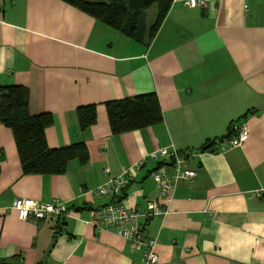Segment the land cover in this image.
Wrapping results in <instances>:
<instances>
[{"label":"crops","instance_id":"crops-1","mask_svg":"<svg viewBox=\"0 0 264 264\" xmlns=\"http://www.w3.org/2000/svg\"><path fill=\"white\" fill-rule=\"evenodd\" d=\"M3 85L27 90L30 115H50L48 148L82 142L88 160L58 175L22 174L0 124V264H142L140 249L89 223L108 202L92 190L129 170L123 205L140 214L155 264H264V0H215L207 9L170 0L147 44L62 0H0ZM146 93L161 123L112 136L104 102ZM89 105L95 123L80 131L76 110ZM232 124L245 127L246 141L220 151ZM159 148H173L195 172L167 201L149 176L159 162L147 154ZM159 161L170 176L171 160ZM16 198L58 203L63 215L18 220ZM152 201L163 215H143Z\"/></svg>","mask_w":264,"mask_h":264},{"label":"trees","instance_id":"trees-1","mask_svg":"<svg viewBox=\"0 0 264 264\" xmlns=\"http://www.w3.org/2000/svg\"><path fill=\"white\" fill-rule=\"evenodd\" d=\"M122 36L141 44L149 43L162 23L170 0H62ZM155 5V16L146 23V10ZM109 132L112 136L141 130L162 121L154 93L104 102ZM245 115V114H244ZM78 128L83 131L95 123L93 105L76 110ZM49 114L30 115L27 90L18 85L0 86V124L12 135L22 174L58 175L64 173L69 161L84 165L88 160L82 142L66 147L48 148L44 130L51 125ZM230 136L219 139L222 141ZM214 141L199 149L206 151ZM124 191L119 198L124 199Z\"/></svg>","mask_w":264,"mask_h":264},{"label":"built area","instance_id":"built-area-1","mask_svg":"<svg viewBox=\"0 0 264 264\" xmlns=\"http://www.w3.org/2000/svg\"><path fill=\"white\" fill-rule=\"evenodd\" d=\"M175 0H172V2ZM182 4L189 8L207 9L212 6L215 0H181ZM230 136L219 141L220 151L240 146L246 141L247 131L244 126L230 125ZM147 156L158 161L156 168L150 172L149 176L158 189L164 200H170L177 187L182 182L195 176V172L186 167L185 159L173 148L170 151L166 148H159L151 151ZM160 158L169 159L173 164V172L170 176L165 174L164 165L159 161ZM138 163V165H140ZM138 168V166H136ZM104 172H107L105 169ZM133 173L129 170L125 174L108 177L101 185L92 190V195L96 198H106L108 202L102 207L92 212L93 218L89 222L96 231H109L127 242L131 250H141L142 264H155L158 257L154 250V240L143 239L138 224L139 213L128 209L123 205L122 192L129 184ZM11 209L15 211L18 220L32 218L55 222L59 216L63 215V208L58 203H39L27 198H16L11 203ZM164 214L158 208L156 202H148L147 210L143 215L151 216Z\"/></svg>","mask_w":264,"mask_h":264},{"label":"rangeland","instance_id":"rangeland-1","mask_svg":"<svg viewBox=\"0 0 264 264\" xmlns=\"http://www.w3.org/2000/svg\"><path fill=\"white\" fill-rule=\"evenodd\" d=\"M154 16H155V5H152L145 12L146 23H151L153 21Z\"/></svg>","mask_w":264,"mask_h":264},{"label":"bare ground","instance_id":"bare-ground-1","mask_svg":"<svg viewBox=\"0 0 264 264\" xmlns=\"http://www.w3.org/2000/svg\"><path fill=\"white\" fill-rule=\"evenodd\" d=\"M215 150V149H214ZM213 152V151H212ZM214 153V152H213Z\"/></svg>","mask_w":264,"mask_h":264}]
</instances>
